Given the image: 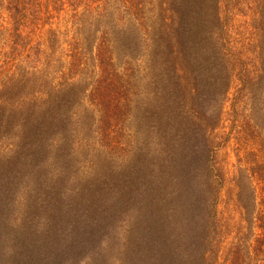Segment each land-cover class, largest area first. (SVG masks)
<instances>
[{"label":"trees","instance_id":"trees-1","mask_svg":"<svg viewBox=\"0 0 264 264\" xmlns=\"http://www.w3.org/2000/svg\"><path fill=\"white\" fill-rule=\"evenodd\" d=\"M0 264H264V0H0Z\"/></svg>","mask_w":264,"mask_h":264},{"label":"rangeland","instance_id":"rangeland-1","mask_svg":"<svg viewBox=\"0 0 264 264\" xmlns=\"http://www.w3.org/2000/svg\"><path fill=\"white\" fill-rule=\"evenodd\" d=\"M65 18V19H64ZM69 17L62 15V18L58 20V25L52 26L46 24L42 27L39 36H46L49 29H62L64 24L68 21ZM32 46V45H31ZM29 46V48L31 47ZM27 51L23 54L26 55ZM22 56V57H23ZM237 86L232 90L230 94V100L226 105L225 122L222 128L219 129V135L223 137V146L217 151L216 159L220 169L225 173H228V177H233L240 173V170L246 172L249 171L248 161L246 155L250 150L251 146L240 143L235 139L237 127L241 129L242 123L245 124V119L248 118L249 112L244 111V107L233 108L234 96L236 95ZM232 115V117H231ZM238 129V130H239ZM228 135V141H225V136ZM249 148V149H248ZM258 193L260 191L258 190ZM220 216L223 221L227 222L232 226L231 230L235 231L236 225L240 222V208L237 202L236 191L232 185L226 183V186L222 189L221 202L219 205ZM235 234V233H234Z\"/></svg>","mask_w":264,"mask_h":264}]
</instances>
